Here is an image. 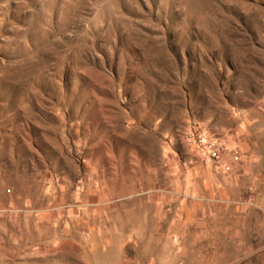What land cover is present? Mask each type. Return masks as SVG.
I'll use <instances>...</instances> for the list:
<instances>
[{"label": "rangeland", "instance_id": "374dc122", "mask_svg": "<svg viewBox=\"0 0 264 264\" xmlns=\"http://www.w3.org/2000/svg\"><path fill=\"white\" fill-rule=\"evenodd\" d=\"M0 264H264V0H0Z\"/></svg>", "mask_w": 264, "mask_h": 264}, {"label": "built area", "instance_id": "2783aa9c", "mask_svg": "<svg viewBox=\"0 0 264 264\" xmlns=\"http://www.w3.org/2000/svg\"><path fill=\"white\" fill-rule=\"evenodd\" d=\"M219 151H220V150L214 151V155H215V154L217 155Z\"/></svg>", "mask_w": 264, "mask_h": 264}, {"label": "crops", "instance_id": "0c3cea01", "mask_svg": "<svg viewBox=\"0 0 264 264\" xmlns=\"http://www.w3.org/2000/svg\"><path fill=\"white\" fill-rule=\"evenodd\" d=\"M10 240V239H9Z\"/></svg>", "mask_w": 264, "mask_h": 264}]
</instances>
